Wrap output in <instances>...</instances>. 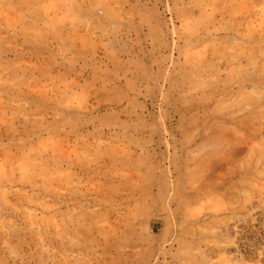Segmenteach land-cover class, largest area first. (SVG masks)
<instances>
[{
    "label": "rangeland",
    "instance_id": "1",
    "mask_svg": "<svg viewBox=\"0 0 264 264\" xmlns=\"http://www.w3.org/2000/svg\"><path fill=\"white\" fill-rule=\"evenodd\" d=\"M0 264H264V0H0Z\"/></svg>",
    "mask_w": 264,
    "mask_h": 264
}]
</instances>
